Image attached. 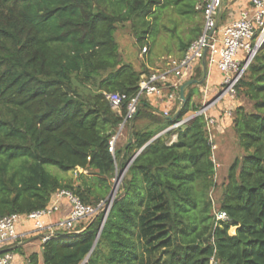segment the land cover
I'll use <instances>...</instances> for the list:
<instances>
[{"label": "trees", "instance_id": "1", "mask_svg": "<svg viewBox=\"0 0 264 264\" xmlns=\"http://www.w3.org/2000/svg\"><path fill=\"white\" fill-rule=\"evenodd\" d=\"M200 2L0 0V217L42 211L62 190L96 206L125 172L102 230L99 215L57 233L42 245V264H264V43L237 87L231 125L240 156L217 207L205 117L159 136L200 110L199 85L168 117L141 100L128 145L109 151L142 75L154 71L123 61L118 28L131 25L143 47L162 13L197 19L180 42L183 57L203 30ZM109 94L124 98L121 113ZM216 210L229 222L217 223ZM28 264H40L39 255Z\"/></svg>", "mask_w": 264, "mask_h": 264}, {"label": "built area", "instance_id": "2", "mask_svg": "<svg viewBox=\"0 0 264 264\" xmlns=\"http://www.w3.org/2000/svg\"><path fill=\"white\" fill-rule=\"evenodd\" d=\"M234 2L238 3L235 0ZM226 5L225 0H201L199 8L203 12L204 26L200 37L190 45L183 57L165 58L161 63L162 68L154 70L151 74L142 75L138 93L130 100L127 113L119 125L118 132L110 141L109 151L112 155L116 153L117 141L121 134L139 114L141 100L156 98L158 108L161 104L175 102V114L181 110L183 103L180 100V87L188 80L194 79L198 68H202L205 52H207V78L209 70L212 68H217L222 75L219 92L209 98V89L205 87L203 90L204 101L200 110L175 123L159 136L176 131L195 118L203 116L215 155L217 145L214 142L213 133L218 126V120L221 116L232 119L233 110L238 104L237 87L264 43V0H249L247 8L240 9L238 17L233 20H223ZM143 51L147 53L148 50L144 48ZM107 98L112 109L121 113L124 98L119 94H109ZM227 101L230 102V105L225 107ZM220 106H224L220 111V116L212 115V112ZM170 112L166 110L162 113L159 109H154V114H162L164 117L170 116ZM176 140L177 135L175 134L169 143L172 144ZM124 173H117L113 179V184H118L117 192ZM117 192L114 198L107 197L106 200L92 206L85 205L71 192L62 190L52 196L49 206L42 211L26 216L14 214L0 217V248L16 244L15 242L19 238L17 226L24 219L33 221L36 232L41 234L42 244L50 241L57 233L70 232L80 225L92 222L99 215H102L101 231ZM65 199L71 206L68 217L56 224H46L43 218L52 217L59 212L61 202ZM215 217L217 223L229 222V217L224 211L216 210ZM0 264H16L15 254L8 251L0 255Z\"/></svg>", "mask_w": 264, "mask_h": 264}, {"label": "rangeland", "instance_id": "3", "mask_svg": "<svg viewBox=\"0 0 264 264\" xmlns=\"http://www.w3.org/2000/svg\"><path fill=\"white\" fill-rule=\"evenodd\" d=\"M227 6L228 7H225V11L223 13V20L236 18V16H238L240 7L234 3H228ZM158 11L163 12V10ZM196 22L197 19L191 20L189 18L180 16L176 12L171 16H164L162 13V16H160L158 22L153 24V29L150 34H148L146 40L147 42L144 44L145 47H141L140 44L137 43V39L134 34L135 32L131 25L128 24L123 27H119L115 37L120 46L123 61L126 63H131L137 70H140L142 64H145L152 69L158 68L165 58L178 57L180 54V42L182 40H187V38L191 35L192 30L195 29ZM144 48L148 49L147 53H144ZM205 84L206 82L200 86V92L199 94H196L197 99L195 100V104L200 102L199 105H202L204 99L202 97L201 89H205ZM129 130L127 132H130ZM216 153V156H218L219 152L216 151ZM236 157L237 156L235 153L231 151L230 159L219 162L221 166H216L217 173L215 175V181L217 182L218 186L217 189L212 191L215 206L217 205V202L221 196V184L228 175V170L234 163ZM47 170L58 178L63 179L67 177L66 173L60 171L56 167L48 166ZM71 175L74 178L76 177L75 173H71ZM235 232L236 229L232 228V234H235Z\"/></svg>", "mask_w": 264, "mask_h": 264}, {"label": "crops", "instance_id": "4", "mask_svg": "<svg viewBox=\"0 0 264 264\" xmlns=\"http://www.w3.org/2000/svg\"><path fill=\"white\" fill-rule=\"evenodd\" d=\"M234 0H225V3H234ZM237 5L240 7V9L247 8L249 4V0H235ZM225 7H228L227 5ZM225 11V8H224ZM238 16H236L237 18ZM233 20L234 18H229ZM174 58H181V57H174ZM162 64L158 66V68L161 67ZM158 68L152 69L157 70ZM212 70V71H211ZM208 73V78L205 84V87L209 89V98L216 95L220 90L222 75L219 72L217 68H212ZM202 97H203V89H201ZM185 94H187V89L185 91ZM197 99V97L194 98V102ZM147 102L151 107L159 109L162 113L163 111H171L172 107H176L175 102H170L168 104H161L159 105V108L157 107V99L156 98H147ZM200 102H198L199 105ZM227 105H230V102L227 101L225 103V107ZM224 106H220L216 111L212 112V115L220 116V111ZM232 119L225 118L221 116L218 120V126L215 128V131L213 133L214 142L218 147L217 152H219L218 156L215 155V164L216 166H221L219 162H223L225 160L230 159L231 151L235 153V155L238 157L240 156V150L237 146V141L234 136L233 130H232ZM132 125V124H131ZM130 129V127L125 130L120 138L117 141V148L118 151L123 150L130 140V132H127ZM130 131V130H129ZM175 135V134H174ZM173 135V136H174ZM172 139V136L170 140ZM217 154V153H216ZM236 157V158H237ZM83 173V170L78 169L77 172H75V175ZM69 177H72L71 173L68 174ZM71 206L67 199L63 200L61 202V209L59 212L54 214L52 217H45L43 218L44 222L46 224H56L64 219H66L70 213ZM17 232L19 234L18 240L15 242L16 244H13L12 246H4L0 248V252H8V251H14V254L16 256V264H28L29 257L32 254H38L40 257V264H42V242H41V234L37 233L34 228L33 221H29L24 219L20 222V224L17 226ZM16 250H18L16 252Z\"/></svg>", "mask_w": 264, "mask_h": 264}, {"label": "water", "instance_id": "5", "mask_svg": "<svg viewBox=\"0 0 264 264\" xmlns=\"http://www.w3.org/2000/svg\"><path fill=\"white\" fill-rule=\"evenodd\" d=\"M206 55H207V52H205V55L202 59V72H203V75H202V78L201 80H195V79H191V80H188L187 82H185L181 87H180V100L182 101V103H185L186 102V94H185V91L186 89H188L190 86H193V85H199V86H202L205 82H206V79H207V65H206ZM138 116V115H137ZM136 116V117H137ZM136 119V118H135ZM134 119V120H135ZM133 120V122H134ZM132 122V123H133ZM117 188H118V184L117 183H114L113 186H112V189L110 191V194H109V198L115 196L116 192H117ZM95 220V219H94ZM93 220V221H94ZM99 235L100 233L98 234V237L99 238ZM5 252H0V255L4 254ZM42 254H43V250H42Z\"/></svg>", "mask_w": 264, "mask_h": 264}]
</instances>
